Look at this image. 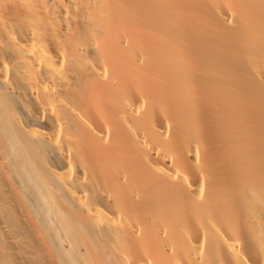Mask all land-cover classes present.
Segmentation results:
<instances>
[{"label":"bare ground","instance_id":"obj_1","mask_svg":"<svg viewBox=\"0 0 264 264\" xmlns=\"http://www.w3.org/2000/svg\"><path fill=\"white\" fill-rule=\"evenodd\" d=\"M0 264H264V0H0Z\"/></svg>","mask_w":264,"mask_h":264}]
</instances>
